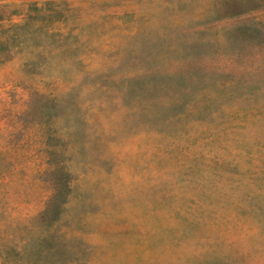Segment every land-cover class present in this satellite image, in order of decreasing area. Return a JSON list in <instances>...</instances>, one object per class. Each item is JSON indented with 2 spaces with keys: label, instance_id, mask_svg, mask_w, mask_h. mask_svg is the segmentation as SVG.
Returning <instances> with one entry per match:
<instances>
[{
  "label": "rangeland",
  "instance_id": "374dc122",
  "mask_svg": "<svg viewBox=\"0 0 264 264\" xmlns=\"http://www.w3.org/2000/svg\"><path fill=\"white\" fill-rule=\"evenodd\" d=\"M0 264H264V0H0Z\"/></svg>",
  "mask_w": 264,
  "mask_h": 264
}]
</instances>
